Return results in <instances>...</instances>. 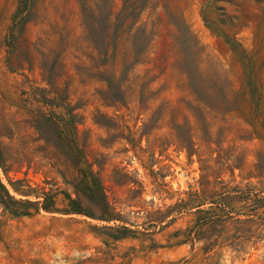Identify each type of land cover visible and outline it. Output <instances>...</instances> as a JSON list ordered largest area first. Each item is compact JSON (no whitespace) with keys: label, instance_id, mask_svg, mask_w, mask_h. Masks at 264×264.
I'll use <instances>...</instances> for the list:
<instances>
[{"label":"rangeland","instance_id":"1","mask_svg":"<svg viewBox=\"0 0 264 264\" xmlns=\"http://www.w3.org/2000/svg\"><path fill=\"white\" fill-rule=\"evenodd\" d=\"M0 183V264H264V0H0Z\"/></svg>","mask_w":264,"mask_h":264},{"label":"trees","instance_id":"2","mask_svg":"<svg viewBox=\"0 0 264 264\" xmlns=\"http://www.w3.org/2000/svg\"><path fill=\"white\" fill-rule=\"evenodd\" d=\"M85 189H87V191L90 190L89 185L85 186ZM0 193L2 194V196L6 199L9 200L11 202H13L16 205H20V206H31V202L28 201H16L14 200L9 194L7 189H5V187L0 183ZM95 194V196H92V194ZM92 197L98 199V201L96 202L95 206L97 209V213L98 214V218L99 219H106L109 214V207L105 201L104 198V194L102 192L101 186H99L97 188V190L95 192H89V194H85L84 198L88 201L92 200ZM36 198H38V196H36ZM41 201L36 202V207H35V212L39 211V210H43L45 212H51V211H57L54 208L55 205V199L54 197H50L49 194H42L41 196ZM64 201L66 202V208L64 210H61L63 213H67V214H83L85 212H83L80 208V204L76 199H72L69 195H64ZM21 216H27L29 215L28 210H22V212H20Z\"/></svg>","mask_w":264,"mask_h":264}]
</instances>
